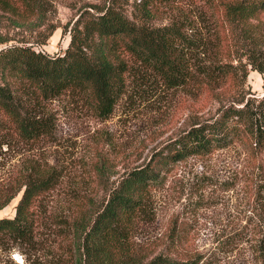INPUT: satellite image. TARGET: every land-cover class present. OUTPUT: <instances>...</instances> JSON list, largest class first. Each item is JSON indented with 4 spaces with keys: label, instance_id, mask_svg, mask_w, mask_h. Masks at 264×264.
<instances>
[{
    "label": "trees",
    "instance_id": "1",
    "mask_svg": "<svg viewBox=\"0 0 264 264\" xmlns=\"http://www.w3.org/2000/svg\"><path fill=\"white\" fill-rule=\"evenodd\" d=\"M47 2L0 0V10L13 14L15 26L27 23L34 31L46 24ZM187 2L196 7L191 15L185 13ZM132 5L134 16L123 0L88 3L68 29L67 47L56 55L9 44L11 38L0 31V132L11 123L27 143L50 135L54 121L40 105L65 92L76 93L95 118L106 120L130 76L182 90L192 99L187 127L144 163L113 180L114 158L103 149L91 156L86 173L94 182L76 202L70 224L72 264H198L163 252L150 256L137 247L135 233L153 214L154 189L181 160L235 143L253 157L264 152V95L253 92L247 80L251 70L264 74V0H134ZM161 5L179 13L155 25ZM55 28L46 24L45 39ZM207 101L218 105L211 117L199 110ZM61 176V170L27 161L12 190L0 191V209L21 193L14 215L0 218V238L31 254L38 245L34 208L52 195Z\"/></svg>",
    "mask_w": 264,
    "mask_h": 264
},
{
    "label": "rangeland",
    "instance_id": "2",
    "mask_svg": "<svg viewBox=\"0 0 264 264\" xmlns=\"http://www.w3.org/2000/svg\"><path fill=\"white\" fill-rule=\"evenodd\" d=\"M100 1L48 0L46 24L56 28L47 39L46 24L34 31L27 29V23L15 26L10 21L13 14L4 10L0 31L11 38L9 44L61 54L78 14L88 3ZM133 1L123 0L131 16ZM200 2L201 9L209 12V6ZM186 7V14L196 12L188 2ZM177 13L175 7L161 5L153 23H169ZM247 80L253 92L264 95V74L251 70ZM217 106L203 102L201 116H213ZM40 111L54 121L50 135L27 143L11 123L0 132V191L12 190L29 159L61 170V183L34 208L36 248L26 254L18 242L0 238V264H72L70 224L76 202L94 182L86 173L91 156L103 149L113 157L116 180L187 127L192 99L162 81L150 78L145 84L130 76L126 93L106 120L95 118L73 92L43 101ZM20 195L0 209V218L14 215ZM134 241L150 256L163 252L184 261L195 258L198 264H264V152L253 157L235 143L178 162L165 184L154 189L153 214L140 224Z\"/></svg>",
    "mask_w": 264,
    "mask_h": 264
}]
</instances>
